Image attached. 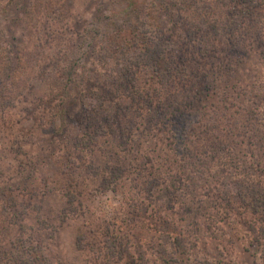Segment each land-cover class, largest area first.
<instances>
[{"label": "rangeland", "instance_id": "rangeland-1", "mask_svg": "<svg viewBox=\"0 0 264 264\" xmlns=\"http://www.w3.org/2000/svg\"><path fill=\"white\" fill-rule=\"evenodd\" d=\"M8 71L0 264H264V0H0Z\"/></svg>", "mask_w": 264, "mask_h": 264}, {"label": "trees", "instance_id": "trees-1", "mask_svg": "<svg viewBox=\"0 0 264 264\" xmlns=\"http://www.w3.org/2000/svg\"><path fill=\"white\" fill-rule=\"evenodd\" d=\"M235 24H236V22H235ZM14 41H16V39L14 37L10 39L11 43H9L10 44L9 51H8L9 54H7V55H9L10 58H11V56H13L14 61H19L18 59H19L20 53L18 51L14 52V50H13L15 48L14 45L12 44V43H14ZM151 48L152 49H150V47L147 48V50H149V59L150 60L155 59V61H157V64H158V61L163 60V57H165V55L167 53V49H165L164 45H157V44L155 47H151ZM2 54H5V53H2ZM11 60L8 62V68H9V70H11V68H12V71L14 72V68H18L19 64H14L13 60L12 61ZM13 72L10 73L8 71V75L6 73L5 77H0V85H1V82H4V78H6L7 81H10L9 79L14 77ZM0 197L5 198L4 191L1 193ZM261 204H263V206H264V200Z\"/></svg>", "mask_w": 264, "mask_h": 264}]
</instances>
